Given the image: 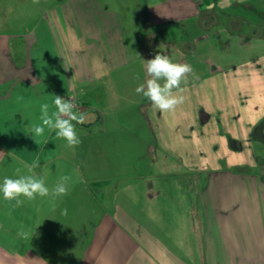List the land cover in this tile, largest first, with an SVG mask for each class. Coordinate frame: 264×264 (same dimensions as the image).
I'll list each match as a JSON object with an SVG mask.
<instances>
[{"label": "crops", "instance_id": "obj_1", "mask_svg": "<svg viewBox=\"0 0 264 264\" xmlns=\"http://www.w3.org/2000/svg\"><path fill=\"white\" fill-rule=\"evenodd\" d=\"M41 1L43 15L38 21L39 25L35 30L28 32L29 34L18 35L11 29L0 28V181L5 176H14L16 168L23 169L26 164L37 163L38 166L33 169V173L37 176H46L50 186L60 176L73 172L82 176L83 182L74 184L69 193L57 202L54 210L46 199L38 198L34 202H26L22 207H15L14 202L4 201L0 196V244L29 245L35 259L47 261L81 259L82 256L85 257L87 245L91 244L93 248L100 243L105 245L120 243L122 246L127 245V250L130 244H135V252L138 250L142 258L148 259L153 253L154 258L159 257L158 261L168 253L166 260L170 261V264H183L181 261L183 253L186 260H201L202 264H242L240 262L242 260L245 264H252L251 261L258 258V249L264 254V237L263 248H258L254 224L225 219L227 216L225 209H218L219 221L215 222L210 215L212 209L209 211L208 207L204 214L201 213L203 210L199 212L202 220L200 226L194 222L190 223V231L197 233L199 241L189 246L185 252L172 247L167 250L157 243V239L161 240L158 234L155 233L156 239L153 240L149 226L140 224L129 213L128 172L111 180L109 172H106L104 178L99 177L82 165L81 161L83 159L86 163L84 157L88 153L82 142L73 151H68L61 146L63 142L56 140L54 134L49 135L47 130L44 136L35 139L30 133L31 123L39 122L40 105L51 104L53 95H59L64 98H75L78 110L87 114L85 124L76 125L77 135L82 141L84 134L82 132L100 124L101 114L109 113L108 99L112 97L117 101L120 98L112 93L113 72L142 62L143 58L144 60L153 58L157 48L156 37L160 33L165 34L161 32L162 27L180 23L187 16H191L193 10L199 18L205 9L209 8V4L205 5L202 0H145L143 10L139 2L130 3L131 0H72V7L65 6V0H56V4L48 10L43 8L45 0ZM219 3L220 1L217 5ZM114 4L123 11L121 16L115 13ZM124 20L125 23L122 24L121 21ZM120 29L127 35L130 34L129 37L136 42L124 47V39L127 38ZM83 37L87 41L81 46L78 41L81 42ZM192 46V42L182 41L178 46L171 44V48L167 47L166 51H174L177 54L175 62L188 63V56L185 55L194 51ZM112 51L116 52L117 58L110 59ZM86 52L92 53L90 56L95 61H92L93 67L82 57ZM258 58L255 57L254 61L257 62ZM86 65L90 71L92 70L89 78L82 77L84 74L81 72V66ZM193 78L190 76L188 83H192ZM202 81L203 79L198 77L195 84H201ZM187 84L182 85L185 90ZM140 95V118L144 123L139 127L144 133L146 131L153 136L152 142L147 141L153 164L160 159L158 153L161 154V158L165 157L159 152L156 143L158 139L154 133L157 131L162 133L163 137L166 136L164 134H168L170 140L164 142L170 148L184 144L182 145L184 152H179L184 154V158L180 155L179 160L185 163L182 164L185 165L184 171L187 172L188 168L190 174L187 175L193 177L196 172L193 163L196 160L194 161L192 151H189L185 144L188 140L186 131L192 134L197 122L205 133L208 131L206 127L213 122L214 128L210 132L213 133L216 128L220 131L217 136L222 141L225 151L224 159L220 160L223 166L234 169L241 162L245 163V166L252 164L251 161L241 160L237 156L244 150L241 149L242 145L238 146L240 138L231 121L230 113L226 112L230 121L224 126L221 119L225 114L221 109H210V112L204 105L199 104L194 113H187L184 108L181 109L182 112L178 111L180 120H176V117H179L176 111L162 113L153 108L142 94ZM96 98L101 99L103 109H99L94 103ZM128 98L133 102L136 91L128 93ZM147 106L153 111L154 121L148 116L147 109H144ZM201 115H204L206 120L200 118ZM214 116H217V120ZM125 118L132 124L139 118V114L130 113ZM154 122L157 127L154 126ZM255 127L256 131L259 126ZM262 128L264 130V123ZM144 144L143 141L138 142L137 137L130 145L138 152ZM95 153H102V150L97 149ZM139 153L132 158L134 160L132 162L138 163L142 160ZM200 156L206 158L203 153ZM122 159L124 164L129 161L127 158ZM162 163L165 165V160H162ZM187 163L189 165H186ZM178 165L181 169L180 164ZM88 166L91 168V165ZM104 182L103 188L92 190L95 184ZM153 187L151 182L145 192L142 190L138 193V196L142 197V203L146 202L142 207L143 211L146 205L156 206V217L152 214L153 222H160L161 208L164 207L174 211L179 208L185 213L188 212L192 218L196 216L197 210L194 206V208L190 205L178 206L168 201L159 204L160 195L157 197V194H160L161 189L155 193ZM183 190L187 195L188 190ZM64 209H67V215L62 214ZM141 221L144 222L145 219ZM98 229L103 230L99 232ZM22 230H31L28 238L22 239L18 235ZM112 253L113 251H110L109 257L115 260L117 256ZM187 264H190L189 261Z\"/></svg>", "mask_w": 264, "mask_h": 264}, {"label": "rangeland", "instance_id": "obj_2", "mask_svg": "<svg viewBox=\"0 0 264 264\" xmlns=\"http://www.w3.org/2000/svg\"><path fill=\"white\" fill-rule=\"evenodd\" d=\"M65 1V6L72 7V0ZM218 1L220 0L201 1L205 5L209 4V8H206L200 16L202 19L198 18L196 11L193 10L192 15L187 16L180 23L162 27L161 32L165 34L160 33L156 37L158 42L155 40L157 48L153 56L157 52H161L169 55L175 62L177 54L174 51H166L167 47L171 48V44L178 46L182 41L193 43L192 50L194 51L185 56H188V63L194 68L196 77H200L203 81L201 84H195L197 78L192 77L193 82L187 84V89L184 92L186 100L176 109L179 116L176 117V120H180L178 111L184 108L187 113H194L199 104L204 105L207 110L221 109L225 114L223 117L221 116L224 126H227L230 121L226 112L230 113L231 121L240 138L238 146L242 145L241 149L244 150L237 156L241 160L251 161L250 166H245V163L241 162L237 168L228 169V166L225 167L220 163V160L224 159L225 151L222 141L217 136L220 131L216 128L213 131L214 134L210 132L214 128V122L210 124L211 126L206 127L208 134L200 128L198 122L192 134L190 131H186L188 140L185 145L189 151H192L194 161L196 160L193 163V169L196 170L193 177L187 175L190 174L188 168L187 172L184 171L183 166L185 165H182L184 162L179 160V156L182 155L179 152L182 153L184 144L177 145V148H170L164 142V140H170L168 134H164L166 136L163 137L162 133L157 131L154 133L158 139L156 143L159 146V152L165 157L161 158V154L158 153L160 159L153 164L147 145V141H153V136L146 131L144 133L139 127L144 123L140 118L141 95L136 93L133 102L128 98V93L131 91L135 93L134 89L146 79L143 61L113 72L112 93L120 97L121 101H116L112 97L108 99L107 111L109 113L101 114L100 124L93 125L89 129L90 131L82 132V134L84 133L82 144H85L88 151L87 156L84 157L86 163L83 159L81 161L83 167H88L90 172H95L102 178L106 172H109V180L128 172L130 192L127 208L129 213L140 224L149 226L153 240L156 239L155 233L158 234L161 240L157 239V243L166 247L167 250L172 247L185 252L189 246L199 241L197 233L190 231V223L194 222L195 225L200 226L202 220L199 212L203 210L201 213L204 214L207 207L209 211L210 208L212 209L210 215L215 222L219 221L218 209H225L227 214L225 219L254 224L258 248H263L264 0H246L245 4L234 2L231 7L226 8L219 7ZM56 2V0H45L43 8L51 10ZM138 2L144 10L145 0L130 1V3L136 4ZM41 4V0H0V21L2 22H0V28L11 29L18 35L35 30L44 12ZM117 7L118 5H113L115 13L121 16L123 11ZM121 23L124 24L125 20ZM181 23L184 24L178 26ZM184 25L186 28H183ZM121 33H124L127 38L124 39V47L136 42L135 39L129 37L130 34L127 35L123 30ZM81 39V42H78L83 46L87 39L84 37ZM90 54L92 53H83L82 57L93 67L92 64L95 61ZM255 57H259V63L254 61ZM113 58H117L114 51H112L110 59ZM92 61L94 62L92 63ZM81 72L84 74L82 77L89 78L92 70L90 71L86 65V67L81 66ZM74 100L76 101L75 98ZM94 103L99 109H103L100 98H96ZM144 109H147V114L152 120L154 118L153 111L148 106ZM130 113L139 114V118L135 119L132 124L125 118ZM214 117L217 120V116ZM200 118L206 120L204 115H201ZM154 126L157 127L156 123ZM255 126H259L256 131ZM137 137L138 142L142 143L143 141L145 144L138 151L142 160L135 163L132 162L134 161L132 158L136 157L138 152L130 144L136 141ZM97 149L102 150V153H95ZM200 152L206 158L201 157ZM183 156L184 154L181 157L184 158ZM122 158L129 160L127 164L123 163L124 159ZM162 160H165V165ZM88 164L91 165V168ZM151 182L154 185L155 193L161 189L160 194H157V197L160 195L159 204L162 205L163 202L167 203L166 201H168L178 206L190 205L191 208L194 206L197 210L195 211L196 216L194 215L192 218L188 212L185 213L179 208L174 211L164 207L161 208L160 222H153L152 214L156 217V206H153L154 204L146 205V209L143 211L142 207L146 202L143 204L142 197L138 196L139 191L145 192ZM104 184L105 182L95 184L92 190L103 188ZM183 189L188 190L187 195ZM82 206L86 207L85 204ZM164 212L166 215H163ZM144 219L145 221L142 222L141 220ZM98 230L100 232L103 229ZM31 249L29 245L0 244V264H170V261L166 260L168 253L163 255L161 261H158L159 257L154 258L153 253L149 258L146 255L148 259L142 258V254L138 250L135 252V244H130L128 250L127 245L122 246L120 243L112 245L100 243L93 248L90 244L86 246L85 257L82 256L81 259L48 261L35 259ZM110 251H113L112 255L116 254L115 260L110 259ZM146 252L149 254L148 250ZM262 252L258 249V258L251 261L252 264H264ZM181 257L183 264H187V261L190 264H202L201 260H186L185 253ZM240 262L245 264L244 260Z\"/></svg>", "mask_w": 264, "mask_h": 264}, {"label": "clouds", "instance_id": "obj_3", "mask_svg": "<svg viewBox=\"0 0 264 264\" xmlns=\"http://www.w3.org/2000/svg\"><path fill=\"white\" fill-rule=\"evenodd\" d=\"M235 2L245 4L246 0H235ZM232 3L233 0H220L219 7H231ZM142 61L146 79L136 87V93L142 94L153 108L162 113L175 112L186 100L183 95L185 88L182 85L188 83L190 76L198 78L194 68L186 62H174L169 55L161 52H157L151 59H142ZM53 97L51 104L40 105L39 122L31 123V136L34 139L42 137L47 130L49 135L54 134L56 140L63 142L61 146L64 149L73 151L82 142L77 135L76 125L85 124L87 114L78 110L74 98H64L59 95ZM37 166V163H33L24 165L23 169L16 168L14 176H5L0 181V196L4 201L14 202L15 207H22L26 202H34L38 198L46 199L54 210L57 202L69 193L74 184L83 182L82 176L73 172L60 176L50 186L46 176H37L33 173V169ZM62 214L67 215V209H64ZM30 231L22 230L18 235L26 239Z\"/></svg>", "mask_w": 264, "mask_h": 264}]
</instances>
